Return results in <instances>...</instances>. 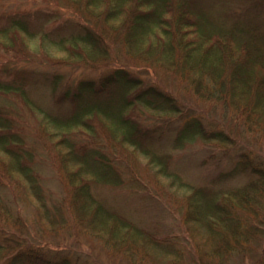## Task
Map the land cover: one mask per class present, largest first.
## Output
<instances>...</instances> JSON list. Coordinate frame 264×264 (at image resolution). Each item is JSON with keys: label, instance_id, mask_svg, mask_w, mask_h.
I'll list each match as a JSON object with an SVG mask.
<instances>
[{"label": "trees", "instance_id": "1", "mask_svg": "<svg viewBox=\"0 0 264 264\" xmlns=\"http://www.w3.org/2000/svg\"><path fill=\"white\" fill-rule=\"evenodd\" d=\"M12 1L0 3V264H95L83 239L118 264H264V0L230 13ZM39 65L108 72L65 87ZM98 186L163 213L129 216Z\"/></svg>", "mask_w": 264, "mask_h": 264}, {"label": "rangeland", "instance_id": "2", "mask_svg": "<svg viewBox=\"0 0 264 264\" xmlns=\"http://www.w3.org/2000/svg\"><path fill=\"white\" fill-rule=\"evenodd\" d=\"M200 3H202L205 7L214 6V8H224L227 7V12H231V8H238V7H244L247 5L250 0H199ZM2 2H8L9 4L13 3L12 0H1ZM40 2V0H38ZM51 8L53 5L51 4ZM62 12V11H61ZM68 13L65 10V14L68 15ZM32 45V44H31ZM30 45V46H31ZM33 45L31 46L32 49ZM30 68H33L34 71L36 70L39 74L40 72L43 75L51 76H58L59 83L61 86H70V87H76L81 81L83 80H97L100 78L103 73L108 72L106 69H88L84 67H48L46 65H39V66H28ZM36 72V73H37ZM197 144H201V142H198ZM198 146V145H197ZM199 148H196V145L192 148L187 149V155L189 158L183 159V166L182 169L183 174L188 180H192L194 182L197 179V176L199 174V168H198V158L200 156V152L198 151ZM203 153V152H202ZM188 161V162H187ZM182 163V162H181ZM180 163V166H181ZM48 178L52 177V173L50 171L47 172L46 175ZM186 179V180H187ZM49 180V179H48ZM51 182V183H50ZM48 187L51 188L53 191H57L56 185L53 183V180H49ZM97 192L100 195L101 199H104L106 202H108V206L111 208H115L119 210L120 212H123L129 216H132L134 218L138 219H147L149 220H157L156 218L161 216V213H163V208L153 207L149 202L151 201H142L139 200V198L131 196V195H125L122 196L121 194L117 193V191L103 187L98 186ZM147 204V209H146ZM153 208H151V207ZM148 210V211H147ZM32 212V211H31ZM133 218V219H134ZM166 222H168V218L163 219ZM145 221V222H146ZM45 239L49 240V243H51L50 246H52L53 243H64V239L61 238V236H58L56 238L49 237L48 235L45 236ZM78 251L80 255L82 256V260L88 261V263L93 259L95 264H118L114 263V260L108 258V256L105 254V251L102 249V246L100 243H98L95 239H83L81 245L78 247ZM120 264H125L121 262ZM163 264V263H160ZM165 264V263H164Z\"/></svg>", "mask_w": 264, "mask_h": 264}]
</instances>
